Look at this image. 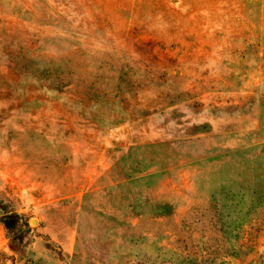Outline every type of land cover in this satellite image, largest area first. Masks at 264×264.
Segmentation results:
<instances>
[{"label": "rangeland", "instance_id": "374dc122", "mask_svg": "<svg viewBox=\"0 0 264 264\" xmlns=\"http://www.w3.org/2000/svg\"><path fill=\"white\" fill-rule=\"evenodd\" d=\"M0 69V264H264V0H0Z\"/></svg>", "mask_w": 264, "mask_h": 264}, {"label": "crops", "instance_id": "0c3cea01", "mask_svg": "<svg viewBox=\"0 0 264 264\" xmlns=\"http://www.w3.org/2000/svg\"><path fill=\"white\" fill-rule=\"evenodd\" d=\"M2 72L3 71L0 69V79H1L0 80V117H2V115H6V117L13 118L15 116L10 115L11 110H9L8 108L13 100H11L10 96L6 95L4 92L6 88L8 89V85L6 83V79H4ZM45 98L46 96H42V100H44ZM54 102L55 104H57V101ZM16 113L22 115V118H24L22 122H15V121L11 122V120L8 119L4 127V123L0 119V133H9V128L18 127L21 130L20 132H22L23 134L32 135V134H40L42 132H46V129L48 127L54 128L57 126V123L54 122L56 115L53 116L51 115L52 113H56V110L54 111L48 109H43L40 111L17 110ZM16 145L21 147L22 144L21 145L16 144L13 138L10 139V141L8 140L6 142L5 148L3 145L0 144V153H2L4 149H6L7 164L10 166L12 165L13 169L15 168L14 158L16 155L15 153ZM23 150H24L23 153H20V155L23 159L24 165L27 166L26 161L27 160L29 161V165L27 166L28 173H26L27 177L23 178L24 181L30 182L33 179H36L39 181L45 180V181L53 182L54 191L56 195L62 194L61 192L64 190L63 183L64 181H67L69 182V185L68 187H65V190L74 191V172L70 171L69 173L70 169L68 170L66 165L63 164L59 165L57 171L54 170V167L53 169H51V172L47 173L46 170V161L48 159V155L50 157H53L54 160L58 159V161H61L64 155H67L74 163L73 146L69 147L68 145H63L62 143L32 140L28 143L23 144ZM27 150L29 151L27 152ZM50 150H52V152ZM1 156L2 155H0V158ZM0 164H1V160H0ZM32 170L36 172L39 177L32 178L31 177ZM12 176L14 177V179H16L13 173Z\"/></svg>", "mask_w": 264, "mask_h": 264}]
</instances>
